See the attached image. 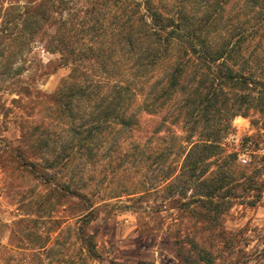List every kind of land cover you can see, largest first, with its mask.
<instances>
[{"label": "rangeland", "instance_id": "obj_1", "mask_svg": "<svg viewBox=\"0 0 264 264\" xmlns=\"http://www.w3.org/2000/svg\"><path fill=\"white\" fill-rule=\"evenodd\" d=\"M121 9V0H0V264H183L175 256L181 243L216 242L212 224L204 230L189 212L195 192L169 185L181 162L176 148L168 151L172 131L184 134L178 125L151 134L160 129L159 117L145 123L144 161L131 146L121 147L122 137L113 131L95 156L48 171L47 182L15 163L21 157L39 164L53 160L72 141V123L50 99L73 86L71 69L82 86L81 79L106 77L97 66L103 61L113 69L110 77H119L126 59L117 35ZM235 11L234 4L226 6L228 25L235 23ZM92 23L96 31L85 32ZM258 34L262 39L252 36L243 55L253 76L264 79V30ZM220 146L247 176H255L261 192L253 188L247 201L234 200L223 213L221 227L234 244L223 252L212 248L211 254L215 264H261L264 104L257 100L246 115L235 116ZM215 164L210 162L208 173ZM54 185L86 196L91 207L84 221L78 220V201L67 193L58 197ZM80 236L90 237L93 256Z\"/></svg>", "mask_w": 264, "mask_h": 264}, {"label": "trees", "instance_id": "obj_2", "mask_svg": "<svg viewBox=\"0 0 264 264\" xmlns=\"http://www.w3.org/2000/svg\"><path fill=\"white\" fill-rule=\"evenodd\" d=\"M229 4L236 9L232 25L223 14ZM121 5L117 35L126 59L119 77H110L113 69L103 61L97 66L106 77L81 79L82 86L73 81L77 69H71L68 79L73 86L50 99L72 123V141L67 148L60 147L63 153L53 160L43 159L39 164L21 157L15 163L47 182L48 171L95 156L113 131L120 133L121 147L131 146L144 161L147 153L142 138L148 135L145 123L150 117L160 118V129L151 134L168 132L169 125L180 126L184 135L172 131L174 142L168 149L176 148L181 159L178 169L168 176L169 185H177L180 192H195L196 206L189 212L204 230L212 224L216 242L205 247L191 239L178 246L175 256L183 264H215L212 248L223 252L234 244L221 227V216L234 200L247 201L253 188L256 195L261 192L255 176H247L246 168L235 165L233 156L226 155L220 145L235 116L246 115L257 100L264 104V79L253 76L243 55L252 36L263 37L258 33L264 30V0H121ZM96 28L92 23L85 32ZM80 106L87 113H81ZM210 162L217 165L208 173ZM53 190L58 197L67 193L78 201V220L86 219L85 211L91 205L83 193L55 185ZM79 239L93 256L90 237ZM258 259L264 264V248Z\"/></svg>", "mask_w": 264, "mask_h": 264}, {"label": "built area", "instance_id": "obj_3", "mask_svg": "<svg viewBox=\"0 0 264 264\" xmlns=\"http://www.w3.org/2000/svg\"><path fill=\"white\" fill-rule=\"evenodd\" d=\"M242 163H244V164H245V163H246V159H242Z\"/></svg>", "mask_w": 264, "mask_h": 264}]
</instances>
